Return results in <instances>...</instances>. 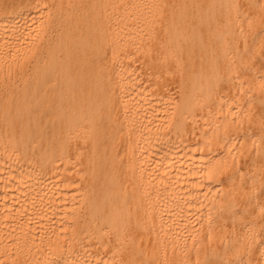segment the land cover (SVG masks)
<instances>
[{"label":"bare ground","instance_id":"1","mask_svg":"<svg viewBox=\"0 0 264 264\" xmlns=\"http://www.w3.org/2000/svg\"><path fill=\"white\" fill-rule=\"evenodd\" d=\"M0 264H264V0H0Z\"/></svg>","mask_w":264,"mask_h":264}]
</instances>
